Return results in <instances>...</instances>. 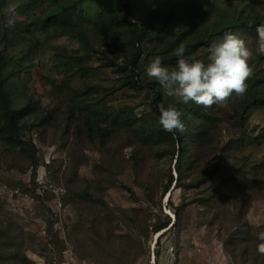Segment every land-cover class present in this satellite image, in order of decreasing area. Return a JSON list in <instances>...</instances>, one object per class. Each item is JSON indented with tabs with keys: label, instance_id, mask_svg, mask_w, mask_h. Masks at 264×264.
Here are the masks:
<instances>
[{
	"label": "trees",
	"instance_id": "1",
	"mask_svg": "<svg viewBox=\"0 0 264 264\" xmlns=\"http://www.w3.org/2000/svg\"><path fill=\"white\" fill-rule=\"evenodd\" d=\"M10 3L0 0V144L27 161L20 170L28 179L17 180L14 196L43 206L39 216L48 243L55 241L57 195L51 187L41 188L37 179V141L54 153L69 150L66 172H60L61 163L44 167L46 177L59 185L63 206L88 200L133 236H140L143 227L146 238L164 230L154 242L155 262L162 253V235L175 231L177 240L184 229L221 223L227 226L220 245L229 264H264L257 251L264 222L253 225L246 218L254 201H264V55L256 51L264 0H23L15 27L7 28ZM237 31L251 42L247 46L254 54L243 98L233 94L227 105L210 108L184 104L164 96L159 82L146 74L156 56L174 67L178 57L173 52L181 42L186 57L207 62L212 41ZM62 38L73 45L53 52L50 72L38 71L33 86L37 49L44 40ZM67 93L69 98L58 102V95ZM160 103L175 104L186 132L162 129ZM79 152L95 157L94 168L110 176L130 173L145 200L123 188L146 205L145 215L111 208L86 188L74 189ZM149 160L155 164L144 180L142 170ZM158 162L167 169L161 172ZM156 189L158 200L153 197ZM197 214L207 219L190 221ZM20 235L0 221V249L16 248L5 257L12 264L28 263ZM109 239L106 234L105 242ZM45 262L52 264V257Z\"/></svg>",
	"mask_w": 264,
	"mask_h": 264
},
{
	"label": "rangeland",
	"instance_id": "2",
	"mask_svg": "<svg viewBox=\"0 0 264 264\" xmlns=\"http://www.w3.org/2000/svg\"><path fill=\"white\" fill-rule=\"evenodd\" d=\"M23 0H10L11 3L20 4ZM42 46L36 51L35 64L32 69L31 83L37 84V72L49 73L50 61L53 52L57 48H66L73 45L66 39H58L54 42L43 41ZM248 46L251 42H247ZM36 71V72H35ZM54 74L58 75V71ZM55 78V77H54ZM69 94H59L58 102L65 101ZM43 101V99H42ZM38 149V177L41 188H50L57 195L55 202L56 217L53 231L55 241L48 243L44 232L42 219V205L26 196H14V185L18 179H28V174L21 173V167L27 168V161L16 157L15 153L5 145L0 144V221L3 225H9L14 230L21 232V252L28 259L23 264H46V258L53 259L52 264H229V258L221 250V239L224 238L227 226L221 223L190 227L184 229L175 240V231H169L161 236L162 253L159 261L155 262L153 248L156 241L155 235L146 238L145 228L142 234H131L127 226L106 216L100 207L88 200L79 199L68 201L66 205L60 202L61 192L58 183L51 182L45 175V164L49 162L54 167L61 163V173L69 169V150L53 152V148H47L40 142H36ZM127 152V150H125ZM95 157L79 152L77 162V174L72 187L78 191L87 189L90 193L103 197L111 208L135 210L138 215H145L147 207L130 196V189L142 200H145L144 190L139 188L130 173L113 177L99 169L94 168ZM155 164L152 160L142 170L144 180L150 178V167ZM160 171L167 169V164H156ZM174 173V172H173ZM174 176L175 173H174ZM64 181L61 178L60 182ZM145 182V181H144ZM160 190H155L154 198L158 200ZM178 196L177 191L174 194ZM168 197V196H167ZM164 198V203L167 201ZM143 207V208H142ZM154 209V208H153ZM144 210V211H143ZM171 214L169 209L164 210ZM148 213V212H147ZM170 216V215H169ZM116 217V216H115ZM117 218V217H116ZM253 225L264 222V201H254L246 217ZM173 219V218H171ZM198 219L206 220L201 214L193 215L190 221ZM106 234L110 239L105 242ZM139 237V239H137ZM62 242V243H61ZM62 245V248L60 247ZM13 246L0 249L2 264H12L14 261L5 257L13 251ZM63 249V250H60Z\"/></svg>",
	"mask_w": 264,
	"mask_h": 264
},
{
	"label": "clouds",
	"instance_id": "3",
	"mask_svg": "<svg viewBox=\"0 0 264 264\" xmlns=\"http://www.w3.org/2000/svg\"><path fill=\"white\" fill-rule=\"evenodd\" d=\"M18 7L14 3L7 5L5 27H15ZM256 31V51L264 55V24L259 25ZM185 51L186 45L181 42L173 52L178 57L174 67L165 66L162 57L156 56L146 68L147 76L159 82L164 96L184 104L194 102L204 108L214 104L227 105L233 94L238 98L244 97L248 90L247 80L252 75L249 61L254 54L239 31L226 32L222 38L212 41L207 62L186 57ZM157 107L159 124L165 132L183 134L187 131L181 120L182 114L174 103H160ZM257 239L260 241L257 251L264 255V231L257 233Z\"/></svg>",
	"mask_w": 264,
	"mask_h": 264
},
{
	"label": "water",
	"instance_id": "4",
	"mask_svg": "<svg viewBox=\"0 0 264 264\" xmlns=\"http://www.w3.org/2000/svg\"><path fill=\"white\" fill-rule=\"evenodd\" d=\"M163 231H164V230H163ZM163 231H161V232H159L158 234H156L155 237H156V236H159Z\"/></svg>",
	"mask_w": 264,
	"mask_h": 264
}]
</instances>
